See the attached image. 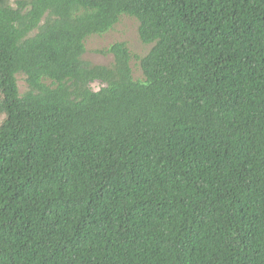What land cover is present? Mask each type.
Listing matches in <instances>:
<instances>
[{
    "label": "trees",
    "instance_id": "1",
    "mask_svg": "<svg viewBox=\"0 0 264 264\" xmlns=\"http://www.w3.org/2000/svg\"><path fill=\"white\" fill-rule=\"evenodd\" d=\"M0 264H264V0H0Z\"/></svg>",
    "mask_w": 264,
    "mask_h": 264
},
{
    "label": "rangeland",
    "instance_id": "2",
    "mask_svg": "<svg viewBox=\"0 0 264 264\" xmlns=\"http://www.w3.org/2000/svg\"><path fill=\"white\" fill-rule=\"evenodd\" d=\"M11 5H15V0H8ZM138 22L136 19L129 16H122L120 20L112 27V29L101 35H90L85 39V53L82 59L85 62L99 65H110L113 57L111 53H104V50L113 42L124 41L133 56L130 65L135 79H142L143 75L139 66L138 57L147 53L150 44H143L137 34ZM17 84L19 91L22 93L27 89L25 76L17 75ZM103 84L99 81H94L90 84L93 90H99Z\"/></svg>",
    "mask_w": 264,
    "mask_h": 264
}]
</instances>
